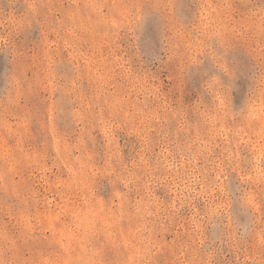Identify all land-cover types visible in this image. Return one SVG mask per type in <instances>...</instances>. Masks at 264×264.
Returning a JSON list of instances; mask_svg holds the SVG:
<instances>
[{
  "label": "rangeland",
  "instance_id": "374dc122",
  "mask_svg": "<svg viewBox=\"0 0 264 264\" xmlns=\"http://www.w3.org/2000/svg\"><path fill=\"white\" fill-rule=\"evenodd\" d=\"M0 264H264V0H0Z\"/></svg>",
  "mask_w": 264,
  "mask_h": 264
}]
</instances>
